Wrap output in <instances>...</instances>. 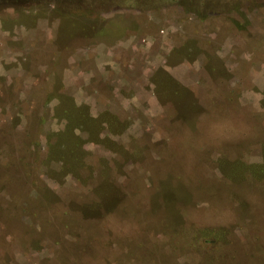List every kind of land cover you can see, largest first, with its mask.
Listing matches in <instances>:
<instances>
[{
  "label": "rangeland",
  "instance_id": "374dc122",
  "mask_svg": "<svg viewBox=\"0 0 264 264\" xmlns=\"http://www.w3.org/2000/svg\"><path fill=\"white\" fill-rule=\"evenodd\" d=\"M141 1L0 4V264H264V0Z\"/></svg>",
  "mask_w": 264,
  "mask_h": 264
},
{
  "label": "trees",
  "instance_id": "16d2710c",
  "mask_svg": "<svg viewBox=\"0 0 264 264\" xmlns=\"http://www.w3.org/2000/svg\"><path fill=\"white\" fill-rule=\"evenodd\" d=\"M149 3L153 0H147ZM165 0H155V4L158 2H164ZM173 2L174 0H168ZM150 2V4H152ZM46 3L52 12L65 16L62 20L64 23L70 24L73 29H79L81 27L80 18L84 20L91 19V16L97 14V9L107 8H119L120 6H127L129 8H136L142 6L141 0H0V4L5 7H29L32 4L36 6ZM144 3V2H143Z\"/></svg>",
  "mask_w": 264,
  "mask_h": 264
}]
</instances>
